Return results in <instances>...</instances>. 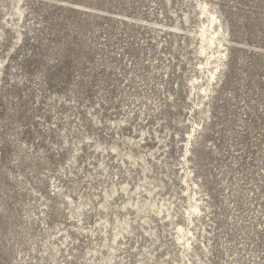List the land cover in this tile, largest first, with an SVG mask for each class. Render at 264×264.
<instances>
[{"label":"rangeland","instance_id":"1","mask_svg":"<svg viewBox=\"0 0 264 264\" xmlns=\"http://www.w3.org/2000/svg\"><path fill=\"white\" fill-rule=\"evenodd\" d=\"M204 1L209 85L200 0H0V264H264V0Z\"/></svg>","mask_w":264,"mask_h":264},{"label":"bare ground","instance_id":"2","mask_svg":"<svg viewBox=\"0 0 264 264\" xmlns=\"http://www.w3.org/2000/svg\"><path fill=\"white\" fill-rule=\"evenodd\" d=\"M198 6L201 10V14H203L207 20L206 23H201L202 26H199L198 32L193 35L201 40V44L199 46L200 54H203L204 56L208 54V56L213 58L211 61L208 60L206 65L203 66L208 72L207 81L209 85L211 82L216 80L218 72H220L221 67L224 65L223 59L226 58V48L224 47L223 42L225 37L223 27L220 23V19L216 15V12L213 11L204 0H200V2H198ZM194 87L196 88V86ZM200 90L205 95L208 94L210 88L204 87L200 88ZM195 130L196 129H193L192 131ZM188 138L191 140L192 134H189ZM187 145L188 143L185 145L186 153L189 152V147ZM193 209L195 212H200L197 198H195V205L193 206ZM185 229L182 226H179L178 228L181 234L180 239L183 240L184 245L187 249H189L192 244L191 239L193 238V235H191L192 232L190 230Z\"/></svg>","mask_w":264,"mask_h":264}]
</instances>
